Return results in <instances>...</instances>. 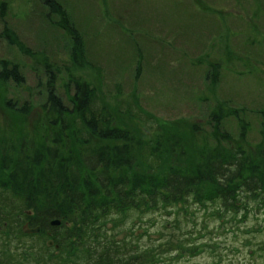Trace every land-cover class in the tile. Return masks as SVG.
<instances>
[{"label": "trees", "instance_id": "1", "mask_svg": "<svg viewBox=\"0 0 264 264\" xmlns=\"http://www.w3.org/2000/svg\"><path fill=\"white\" fill-rule=\"evenodd\" d=\"M0 4L4 12L6 4ZM48 4L52 12L66 14L59 1L48 0ZM64 21L68 19L64 17ZM70 35L73 67L94 68L97 81L85 80L71 70L72 105L58 95L53 82L49 84L45 109L55 128L52 139L17 138L0 125V199L18 206L19 218L23 212V219L32 227L52 229L51 220L63 219L66 264H158L194 256L204 245L216 247L215 243L196 246L190 241L187 223L198 209L208 217L219 215L223 229L228 224L240 229L251 212L255 217L264 216V107L256 111L262 135L258 145L188 148L178 128L160 125L143 107L137 87L143 53L137 41H133L135 58L125 62L112 93L105 87L109 73L92 64L78 25L71 24ZM125 42L128 40L120 31L115 41L120 51ZM47 69L53 73L49 64ZM125 80L131 85L126 91ZM8 82L22 84L24 76L18 63L2 60L0 85ZM3 106L19 116L30 113L27 102L18 106L13 99H5ZM224 111L213 114L214 118L238 117L243 137L237 144H244L251 123L240 118L238 109ZM131 212L152 214L154 219L160 213L167 218L165 231H157L156 241L166 246L156 250V242L133 243L141 234L132 229L128 237L122 236L127 231L111 236L108 231L125 224ZM205 221L202 229L213 232ZM23 222L19 220V227ZM56 240L62 244L61 238ZM130 246L138 254L128 257L124 250ZM260 247L264 251V243ZM54 257L50 252V258Z\"/></svg>", "mask_w": 264, "mask_h": 264}, {"label": "rangeland", "instance_id": "2", "mask_svg": "<svg viewBox=\"0 0 264 264\" xmlns=\"http://www.w3.org/2000/svg\"><path fill=\"white\" fill-rule=\"evenodd\" d=\"M1 1L6 5L2 12L0 4V64L2 60L18 63L24 82L0 85V125L17 138L52 139L55 128L45 109L51 82L65 103L72 105L71 70L85 80L97 81L94 68L72 65L73 24L84 35L92 64L109 73L105 87L112 93L125 62L135 58L133 41H137L143 53V72L137 84L143 107L160 125L178 128L188 148H249L261 141V119L256 111L264 107V0H57L66 14L52 12L48 0ZM120 31L128 40L122 51L115 43ZM123 83L125 91L129 90L130 83ZM5 99H13L18 106L29 103L30 113H11L3 106ZM234 109L251 123L244 144H237L243 137L238 117L227 115L218 120L213 116ZM156 216L158 219L131 212L125 224L108 233L116 237L127 231L122 236L128 237L132 229L141 234L133 243H155L157 231H165L167 220L160 213ZM255 216L251 212L240 229L230 228V224L223 229L219 215L208 217L198 209L187 223L190 241L196 246L215 243L216 247L204 245L194 256L158 264H264L260 247L264 216ZM203 221L213 232L202 229ZM40 239V247L46 251L35 249L34 256L50 257L53 251L47 249L48 238ZM164 246L162 241L156 242L155 248ZM124 251L128 257L138 252L131 246Z\"/></svg>", "mask_w": 264, "mask_h": 264}, {"label": "flooded vegetation", "instance_id": "3", "mask_svg": "<svg viewBox=\"0 0 264 264\" xmlns=\"http://www.w3.org/2000/svg\"><path fill=\"white\" fill-rule=\"evenodd\" d=\"M18 211V206L16 207V205L12 204L11 207L10 201L7 202L0 199V264H66V229L65 224L62 225L64 223L63 219L56 218L60 221L59 224H52V221L56 219L50 221L53 230H44L42 226L38 225L40 227L38 232L28 233L25 231L26 225L30 229L37 226L32 227L29 220L25 221L23 212H21L19 218ZM28 212L30 213V211ZM19 220L24 221L20 227ZM41 236L48 238L47 249H51L54 252V258L34 256L33 252L35 249L42 251L40 247ZM56 238H61L62 244L57 242ZM23 239L28 240L24 241ZM57 244H59L58 247H56ZM59 254L62 257L57 258Z\"/></svg>", "mask_w": 264, "mask_h": 264}, {"label": "water", "instance_id": "4", "mask_svg": "<svg viewBox=\"0 0 264 264\" xmlns=\"http://www.w3.org/2000/svg\"><path fill=\"white\" fill-rule=\"evenodd\" d=\"M59 222L60 221L57 219V220L52 221V224H59ZM39 230H40V227H36V228L29 229L27 226H25V231L26 232L36 233Z\"/></svg>", "mask_w": 264, "mask_h": 264}]
</instances>
